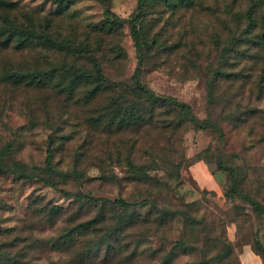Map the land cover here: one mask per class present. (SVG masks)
Listing matches in <instances>:
<instances>
[{"label": "rangeland", "instance_id": "374dc122", "mask_svg": "<svg viewBox=\"0 0 264 264\" xmlns=\"http://www.w3.org/2000/svg\"><path fill=\"white\" fill-rule=\"evenodd\" d=\"M248 8L253 9L252 33L260 34L264 0H148L141 11L138 0H0V41L11 26L32 33L24 46L16 45L20 37L8 47L0 44V264H72L66 251L50 245L73 224L66 215L48 213L52 205L75 206L59 189L139 200L145 189L128 180L126 160L131 154L147 162L150 151L181 163L174 194L162 193L166 201L193 202L196 218H221L233 246L230 263L242 264L248 253L264 264V213L258 217L238 197L223 196L230 182L225 166H233L242 177L241 189L264 209V50L254 57L256 48L246 51L235 41ZM106 10L119 19L117 27L104 23ZM138 12L139 43L146 53L141 62L129 27ZM59 42L66 47L57 48ZM94 61L107 88L81 101L92 83L70 95L60 81L66 85L80 71L93 74ZM135 68L143 86L186 103L196 119L216 128L186 123L172 141L170 130L149 126L142 131L147 139L130 148L137 136L127 127L111 130L94 119L112 96L122 103L141 101L130 87ZM34 71L54 76L38 86L11 75ZM47 149H53L55 171L67 173L53 176L58 188L34 176L44 170ZM171 230L194 232L181 224ZM98 258L84 264H105Z\"/></svg>", "mask_w": 264, "mask_h": 264}, {"label": "trees", "instance_id": "16d2710c", "mask_svg": "<svg viewBox=\"0 0 264 264\" xmlns=\"http://www.w3.org/2000/svg\"><path fill=\"white\" fill-rule=\"evenodd\" d=\"M53 1L61 2V0ZM147 2L148 0H138L139 11ZM252 12V8L245 11L246 26L235 41L246 45V51L250 45L256 48V53L253 55L256 57L257 51L264 50V30L260 34L252 33L255 26ZM140 13L134 14L129 19L130 34L139 51V62L146 57V53L141 51L142 45L139 43V30L137 29ZM104 14V23L108 26L117 27L120 24L119 19L114 17L110 11L106 10ZM31 35V32H24L11 26L0 44L8 47L13 38L20 37L16 45L22 43L24 46ZM39 39L52 41L43 36ZM66 44L59 42L56 46L64 49ZM243 51L244 48L241 52ZM94 65L96 70L93 74L80 71L74 74L66 85H63L62 81L60 85L66 86L68 94L73 95L79 85L92 83L93 87L87 95H82L79 99L85 102L93 99L99 91L107 88L103 84L106 79L99 67V62L94 61ZM11 75L14 81L26 79V83L38 86H44L54 76L51 71L12 73ZM222 76L223 78L228 77L229 73H223ZM131 80L130 87L141 101L122 103L119 101L120 98L112 96L94 119L100 123L104 122V126L111 130L127 127L126 129L137 136L130 139V148L147 139V134H143L142 131L149 126L170 130L169 140L171 138L172 141L175 139L174 131L186 123L198 128H216V125L208 120L196 119L186 103L176 101L171 97L156 95L151 89L143 86L139 79L138 68H135ZM118 86L120 85L115 83V88H113L116 89ZM162 113L170 114V117L168 119L159 118ZM146 153L151 156L147 162L136 161L131 154L126 160L128 180L145 189L144 193L139 194V200L126 201L123 198L110 200L103 197H92L78 191L70 192L59 189L64 196L73 197L72 201L75 206L52 205L47 209L48 213L66 215L67 220L73 221V224L51 241L52 248L66 251L69 254L68 260L72 264L91 263L98 258L100 253L102 256L98 259L105 261V264L106 262L110 264H232L230 262L233 246L226 237L225 224L221 218L216 216L196 218L192 215L193 202L179 201L177 205H172L162 196L163 192L174 194L175 182L173 180L179 176L181 163H174L170 158H162L161 155H155L151 151ZM53 156V149H47L44 170L42 174L34 176L43 184L58 188L54 177L61 174L54 169ZM225 168L230 174V182L224 189V198L231 200L233 197H238L248 204L258 217H261L264 209L257 200L241 189L242 177L238 169L233 166H225ZM61 176L66 177L67 173ZM201 192L206 195H216L212 189H202ZM235 210L237 211L238 208ZM177 224L194 229V232L172 231L171 228ZM256 244L260 245V242L257 241ZM75 246L78 247L76 250ZM254 253L258 254L255 251ZM183 256H195L196 261H178Z\"/></svg>", "mask_w": 264, "mask_h": 264}, {"label": "crops", "instance_id": "0c3cea01", "mask_svg": "<svg viewBox=\"0 0 264 264\" xmlns=\"http://www.w3.org/2000/svg\"><path fill=\"white\" fill-rule=\"evenodd\" d=\"M248 253L245 254V256H241V262L242 264H260L259 260H258V257L256 255H252L253 257H251V255H249V258H248ZM250 259V261L248 262V260Z\"/></svg>", "mask_w": 264, "mask_h": 264}]
</instances>
